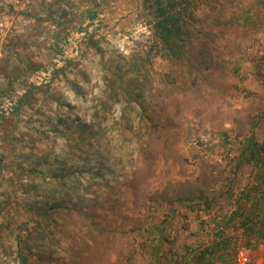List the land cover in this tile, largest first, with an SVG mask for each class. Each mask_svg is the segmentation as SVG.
<instances>
[{"label": "rangeland", "instance_id": "rangeland-1", "mask_svg": "<svg viewBox=\"0 0 264 264\" xmlns=\"http://www.w3.org/2000/svg\"><path fill=\"white\" fill-rule=\"evenodd\" d=\"M177 1L172 56L156 0H0V109L36 85L0 119V264H233L216 232L237 199L264 264V0ZM16 166L48 225L6 205Z\"/></svg>", "mask_w": 264, "mask_h": 264}, {"label": "trees", "instance_id": "trees-1", "mask_svg": "<svg viewBox=\"0 0 264 264\" xmlns=\"http://www.w3.org/2000/svg\"><path fill=\"white\" fill-rule=\"evenodd\" d=\"M185 4V2H184ZM155 6H156V20H155V27L157 29V33H158V36L160 38V42L163 44L164 46V49L167 50L166 52L167 53H171L172 56H176L178 55L181 47H182V44L183 43H180L181 42V36L184 35L183 31H182V23L186 22L187 19L189 17L185 9V6L183 5V3L181 2H178L177 0H169L167 2H161L160 0H156L155 2ZM167 6V7H166ZM180 6V7H178ZM182 6V7H181ZM127 18V16H126ZM128 20V18H127ZM174 38H178L177 41H173ZM37 68V67H36ZM38 70V68H37ZM29 86L28 87H25V90L22 92V94L17 98L16 102H17V105H15V107H13L12 109L10 110H1L0 109V119L2 117H4L6 114H9V113H12V114H16L17 111H18V105L19 103L21 102V100H23L25 97H27L28 93L31 91V89L34 88V85L33 83H29L28 84ZM252 156L255 158V157H260L264 160V144L263 146L258 147V148H252ZM17 168L19 167H15L14 170H10V175H11V182L12 183V192H13V196H14V199H12L11 203H7L6 205L7 206H10V209H13V207H15L14 209L16 211H24L26 212L27 214H29L28 212H31L33 209H25L24 207L25 206H28L30 207L31 204H25L22 200L19 202L18 201V196L17 194L19 193V191L21 190L22 187H24V185L21 184V181L19 180L18 176H17ZM263 168H264V164H263ZM21 169V172L24 170L23 168H19ZM32 172H34L35 174L37 175H40L42 174L40 171H36V169H32ZM54 177L58 178L59 177V174H55ZM67 177V175H64L62 176V178H65ZM256 185H259V182L258 184ZM32 189H37L36 186H34ZM246 195L244 196V198H248V197H251V193L249 192L248 194L245 193ZM246 200V199H244ZM60 201H57L56 202V205L59 204ZM6 205H3V210H7L8 212V207ZM245 210V209H244ZM32 214H35L36 216L38 217H41L42 220H44V222L49 219V216L46 215L45 213L43 214V211L42 210H37L35 211L34 210V213L31 212ZM251 211L249 212H245L244 215H246L244 217V215L242 214V210L239 211V214L237 216H242V219L245 220L244 222L247 223L251 218L248 217V214H250ZM241 219V218H240ZM226 222L227 221H224L222 223L219 224V227L217 229V236H222V238L225 236L226 234V231H225V225H226ZM47 225L48 223L45 222ZM224 225V226H222ZM0 228L1 229H10L9 227V223H1L0 224ZM20 228V227H19ZM22 228H20L21 230ZM161 235H162V231L160 232ZM262 234L264 235V227H263V231H262ZM161 237V236H160ZM39 238L42 239V236H40ZM230 238L225 236V238H223L222 240L224 241H219L220 242H223L224 245H222L221 247L216 245L217 248H221L223 250H227L230 248V245L232 246V240H229ZM227 254V252H225V254H222L221 252L218 254L221 258V261L222 262H225V255ZM20 258L23 259V261H26L27 260V256L26 257H23L22 255L20 256ZM195 261H192L191 263L189 264H212V262H210V258H208V256H204L202 255V253L194 258ZM191 261V260H190ZM188 262V261H187Z\"/></svg>", "mask_w": 264, "mask_h": 264}, {"label": "crops", "instance_id": "crops-1", "mask_svg": "<svg viewBox=\"0 0 264 264\" xmlns=\"http://www.w3.org/2000/svg\"><path fill=\"white\" fill-rule=\"evenodd\" d=\"M259 185L262 187V188H264L263 186H264V183H259ZM243 200V199H242ZM241 199H237V201H235V203H234V207L232 208V213H231V215H229V216H227L225 219H224V221H227L226 222V225H225V231L228 233V234H230V236H231V234L232 233H234L235 235V239L236 238H241V237H243L244 236V234H241V225H243L241 222H240V220L238 219V217L239 216H237L238 214H239V211L240 210H243V209H245L246 207H245V202H243ZM252 200V199H251ZM253 203H254V201H253ZM260 205L261 206H258L257 204H259L258 203V201L257 202H255L254 204H253V207L254 208H256L257 210H259L260 211V213H263L264 214V200H262V201H260ZM263 203V204H262ZM249 211H251L250 209L248 210V209H245L244 210V212H249ZM246 215H244V217H245ZM249 216H251V213L250 214H248V217ZM264 216V215H263ZM209 220V219H208ZM263 225H264V223H263ZM222 226H224V225H222ZM256 233V232H255ZM245 235H253L252 233H250L249 231H247L246 230V233H245ZM263 235V234H262ZM233 239V238H232ZM229 240H231V239H229ZM217 241H218V239H217ZM222 241H224V240H222ZM208 241H206V243H207ZM253 242V241H252ZM216 245H218V243L216 244ZM222 245H224V243L223 242H220V244L218 245V246H222ZM259 246V245H258ZM257 246V247H258Z\"/></svg>", "mask_w": 264, "mask_h": 264}, {"label": "built area", "instance_id": "built-area-1", "mask_svg": "<svg viewBox=\"0 0 264 264\" xmlns=\"http://www.w3.org/2000/svg\"><path fill=\"white\" fill-rule=\"evenodd\" d=\"M263 193L262 192L257 193L256 196L261 197V196H263ZM253 220H254V223H255L257 229L258 228L263 229L264 225L260 221L259 217L255 216ZM240 230H241V234H243L244 230L242 228ZM233 241L235 243V249H234V255H233V264H248L250 261V258H251V246L241 242L240 238L239 239L234 238Z\"/></svg>", "mask_w": 264, "mask_h": 264}]
</instances>
